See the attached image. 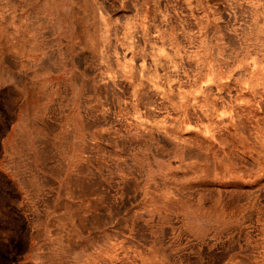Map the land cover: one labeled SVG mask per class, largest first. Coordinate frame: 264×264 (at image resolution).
<instances>
[{
  "label": "rangeland",
  "instance_id": "1",
  "mask_svg": "<svg viewBox=\"0 0 264 264\" xmlns=\"http://www.w3.org/2000/svg\"><path fill=\"white\" fill-rule=\"evenodd\" d=\"M0 264H264V0H0Z\"/></svg>",
  "mask_w": 264,
  "mask_h": 264
}]
</instances>
